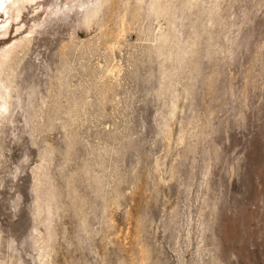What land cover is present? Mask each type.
Masks as SVG:
<instances>
[{"label": "rangeland", "instance_id": "rangeland-1", "mask_svg": "<svg viewBox=\"0 0 264 264\" xmlns=\"http://www.w3.org/2000/svg\"><path fill=\"white\" fill-rule=\"evenodd\" d=\"M95 2H29L5 34L0 10V52L31 40L0 123V261L39 264L51 149V264H264V0L178 16L179 39L200 30L184 66L154 52L167 17L109 49Z\"/></svg>", "mask_w": 264, "mask_h": 264}, {"label": "bare ground", "instance_id": "bare-ground-1", "mask_svg": "<svg viewBox=\"0 0 264 264\" xmlns=\"http://www.w3.org/2000/svg\"><path fill=\"white\" fill-rule=\"evenodd\" d=\"M35 1L36 0H0V10H2L4 15H6V20L4 21L1 33L5 34L8 31V26L12 20L19 19L22 10L25 8L27 3ZM178 1L179 3H167V0H135L134 4L131 0H96V2L92 4L91 9L87 11V22H91L93 18L100 19L101 36L105 38V43H107L108 48L112 50L119 47L120 43L122 42V38L129 29V26L135 21L141 20V18L148 17L150 15L157 19L161 17H167L168 27H164L160 22L158 24L157 32L155 31L157 34L154 37V41H156L153 48L154 52L157 56L162 57L163 61L165 62H177L178 66H184L189 62V60L192 61V57L195 58L197 55L195 53L199 44L200 30L198 25L192 24V30L187 34V37L185 39H179L177 30L175 28L177 25V17L183 15V18H186V12L197 9L199 14L206 15L205 19H207L209 22H212L218 13L220 0ZM177 9L179 10L180 14H178ZM113 17L117 18L115 21V29H109L107 23L110 21L109 19H112ZM200 19L201 18H199V20ZM174 38H178V42L173 43ZM30 44L31 40L28 39L27 42L20 45V49L7 47L2 49L0 52V123L3 119H6L8 117L7 115H9L11 112V99L13 98L12 93L15 91V79L17 71L22 64L24 57L28 54ZM190 63L193 65L191 66L192 68L190 67V70L192 69L191 78L194 79V72L199 71V69L197 63ZM170 76H172V72L171 74H166V79H169ZM169 83H164L163 87L168 88L170 85ZM185 91L189 95L190 84L189 87H186ZM59 94L61 95L62 93ZM42 105L45 106L46 109L44 112H47V115H49L51 121V102L49 100H45L43 101ZM84 106L85 102L82 99L74 98L66 109V112L69 114L75 109L83 108ZM55 107L57 108V106ZM174 113L175 110L171 112V114ZM50 154L51 149L43 158L47 164H49L51 160ZM47 164L38 166V176L36 178L38 182L40 181V183L47 184L45 198H41V196L38 195V198L43 200L42 203L39 204V215H44L41 222L46 227L45 233H41L37 229V234L35 233L34 235V240L37 244L36 250L38 253L37 259L39 264H51V198L56 197L57 194H55L53 192L54 189L52 190L51 188L49 173L47 172ZM0 264L5 263L0 261Z\"/></svg>", "mask_w": 264, "mask_h": 264}]
</instances>
